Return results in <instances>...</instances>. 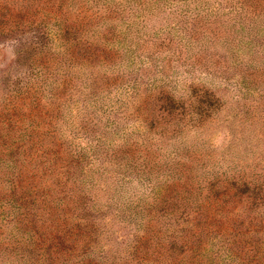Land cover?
<instances>
[{
    "label": "rangeland",
    "instance_id": "374dc122",
    "mask_svg": "<svg viewBox=\"0 0 264 264\" xmlns=\"http://www.w3.org/2000/svg\"><path fill=\"white\" fill-rule=\"evenodd\" d=\"M0 264H264V0H0Z\"/></svg>",
    "mask_w": 264,
    "mask_h": 264
}]
</instances>
